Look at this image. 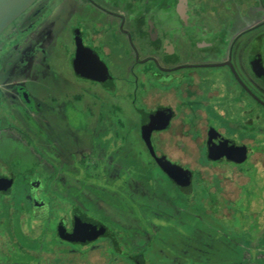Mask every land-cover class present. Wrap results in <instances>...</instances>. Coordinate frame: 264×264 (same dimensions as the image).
<instances>
[{
    "label": "rangeland",
    "instance_id": "obj_1",
    "mask_svg": "<svg viewBox=\"0 0 264 264\" xmlns=\"http://www.w3.org/2000/svg\"><path fill=\"white\" fill-rule=\"evenodd\" d=\"M98 1L118 10L125 0ZM212 2L175 0L159 12L150 3L151 13L143 16L146 21L141 26L147 31L152 22L160 34H169L171 39L178 20L194 18V27L209 33L218 25L204 16L219 13ZM104 18L108 17L81 0H67L61 5L40 0L0 36V175L17 179L13 192L1 199L0 264H12L8 259L14 252L19 264H41V257L25 255L23 245L38 253L51 245L48 248L54 251L58 244L49 234L55 231L58 219L71 218L74 206L112 231L125 252L147 250L148 264H264V134L249 135L255 143L249 160L241 164L209 161L205 149L195 148L190 138L184 139L188 141L185 147L175 148L170 135L165 134L164 150L194 171V193L187 198L155 166L140 142L138 130L130 129L137 125L135 107L148 109L145 101L150 94L159 103L166 99L163 94L172 95L173 90L179 94L184 82H158L152 77L153 64H128V54L132 53L116 41L118 37L100 38L98 45L93 42L92 36L108 35L107 28L112 29ZM36 21L39 26L31 29ZM76 26L101 54L104 46L112 43L110 57L102 55L117 78L116 94L79 80L73 72L72 28ZM25 29L22 39L34 29L38 32L28 46L22 47L27 46L26 50L14 54L13 49L23 42L8 40ZM133 40L142 57L152 50L150 41L142 44L136 36ZM142 74L148 76L135 84ZM226 76L225 81L217 79L201 85L200 99L206 100L202 111L211 124H218L221 117L227 123L242 121V108L236 100L240 90L228 73ZM124 89L129 93L126 97ZM212 90L218 95L205 98ZM111 109L119 113L114 116ZM128 132L131 135L126 145L122 138ZM221 133L236 142L245 136L231 127ZM180 145L184 146L182 142ZM253 155L262 158L255 160ZM102 160L108 169V179L103 183L99 169ZM82 166L94 182H81ZM151 168L155 170L148 175ZM43 173L55 176L50 184ZM39 179L44 184L38 192L39 201L48 207H38L31 196L29 185ZM9 237L19 238L23 244L19 251H14L15 244ZM57 247L67 253V260L57 257L54 264H80L84 257L91 264L102 259L112 263L121 256L104 240L76 249L70 245ZM103 247L109 248L108 252ZM93 250L96 253L90 256ZM78 251L81 258L76 261Z\"/></svg>",
    "mask_w": 264,
    "mask_h": 264
},
{
    "label": "flooded vegetation",
    "instance_id": "obj_2",
    "mask_svg": "<svg viewBox=\"0 0 264 264\" xmlns=\"http://www.w3.org/2000/svg\"><path fill=\"white\" fill-rule=\"evenodd\" d=\"M53 1V0H51ZM58 2V5H61L67 0H54ZM84 3L90 4L94 9L100 11L104 14L107 19H103L104 23L107 25H111V28H107L106 34H98L92 36V41L97 45L100 44V38L105 39L106 36H111L114 38L118 37L119 43L122 44L124 49H129L132 54L130 55V60H127L128 64H153L155 66V71L152 73V77L159 81H166L170 83L176 82H184V90L178 94V90H173L172 95L163 94V98L159 103L158 98L150 94L149 98L145 101L148 103V109L136 108L134 109V113L137 116L138 120L136 121L137 125L130 126L132 130H138V135L140 142L144 143L150 157L154 161V164H157L155 158L150 154L146 143L142 138V128H143V119L142 114L151 115L159 110L169 111L170 116L166 117V114H162L161 122H165L168 120L167 126L157 129L152 132L151 135V143L154 148L155 154L157 158H166L172 164L181 166L184 170H189L192 172L191 183L183 184L180 186V183L173 180L170 176H168L157 164V168L162 171V173L168 177L174 185L184 193L183 186L192 185L193 181V169L186 167L182 161L174 160L163 148L167 144V139H163L164 135H170L169 140L171 141V145L175 148L185 147L188 141L184 139H192L193 145L198 149H205L206 151V159L211 162H231L228 161L226 157H224L220 161H214L209 159L208 157V149L210 146H213L215 141L213 140L215 136H219L225 140H229L235 143L238 146L245 147L247 149V159L244 162H247L250 158L251 146L254 145L255 141L249 137L250 134H264V0H213V6H216L219 10V13L207 14L204 16L208 18L209 21H216L218 25L215 26L216 29L213 28L211 32H204L197 27H194L193 20L185 21L178 20L176 22L174 29L171 30L172 36L171 39L167 36L169 34H160L156 24L150 23L148 24V28L145 31L141 26L142 22H145L146 19L143 18L144 15L151 13V4L154 3L155 12H159L160 10H167L169 3L175 2V0H164L159 2V0H125L122 5H120V9L114 10L113 8L105 7L98 0H81ZM107 3H110L111 0H104ZM152 1V2H151ZM157 1V2H156ZM211 2V1H210ZM50 3V2H49ZM184 3H186L184 1ZM51 4V3H50ZM49 4V5H50ZM112 5V4H111ZM196 9H199V5H195ZM53 8H51V11ZM128 15V16H127ZM180 19V18H179ZM184 19V18H183ZM185 22L187 23L185 25ZM38 22L36 21L34 25L30 26L31 29L37 28ZM40 26H42L40 24ZM29 28V29H30ZM26 31H19L17 35L8 40L9 42L14 41V39H20L23 43L22 45L17 46L13 49V52L22 53L23 50H26L27 46L30 44L31 38H34V35L37 34L38 31L35 29L29 33L27 37L20 38L22 33ZM73 32V46L74 52L71 59V67L73 72L77 76V78L81 81H86L90 83H94L109 93L116 94L118 92L117 86V78L111 72V69L108 65L105 57H110V45L111 42H108L109 45H103V53L92 44L86 42V33L82 30L81 27L72 28ZM138 35V36H137ZM103 36V37H101ZM138 37V39L143 40L142 44L145 41H150L151 51H147L143 53L144 57L139 50V47L135 44L133 38ZM195 36H198V39ZM207 38H210L207 39ZM102 44H104V40H102ZM109 40H106V42ZM81 43V44H80ZM28 44V45H27ZM11 45V44H9ZM24 45L26 47L22 48ZM81 45L85 48L86 51L96 53L103 64H105L108 68L109 74L113 79V84L110 86H105L99 83L96 80H93L86 76L85 73L81 71L78 73L75 64H92L87 60H84L86 57L81 54L80 61L77 62V54H80L82 51ZM146 48L145 45H143ZM22 48V49H21ZM3 51V50H2ZM4 52V51H3ZM196 52V53H195ZM82 53V52H81ZM87 53V52H85ZM84 54V53H83ZM82 68H84L82 66ZM81 69V67H80ZM229 74L230 79L233 83H235L240 90L239 95L236 97V100L239 99V103L241 106V122H231L228 123L221 117L220 121L218 120V124H211L207 121V116L202 111L203 101L204 99H200L203 93L201 85L206 84L208 81H225ZM148 76V75H147ZM146 75L142 74L141 79H146ZM137 77L136 83L139 81H143ZM138 81V82H137ZM119 82V81H118ZM121 83V82H119ZM126 87V85H125ZM125 90V97L129 95L128 91ZM128 90V89H127ZM88 95V94H87ZM167 95V96H165ZM218 95L216 90H212L207 93V99H212V96ZM160 96V97H161ZM179 96V97H178ZM181 97V98H180ZM171 99V100H169ZM246 100L244 103L242 101ZM202 101V102H200ZM196 103H198L196 105ZM200 103V104H199ZM246 103V104H245ZM110 109V108H109ZM260 109V111H258ZM262 110V111H261ZM112 115H116L119 112L111 109ZM110 111V112H111ZM168 118V119H167ZM225 121V123H224ZM127 125V124H126ZM124 126L126 129L127 126ZM236 128L240 132L244 133L245 136L242 137L240 142H236L221 133V130L224 131L225 128ZM220 128L221 130L219 131ZM132 130V131H133ZM131 131V132H132ZM131 133H127L123 136V140L126 142V145L129 144L128 140H130ZM166 138V137H165ZM184 140V141H183ZM180 142L183 143L184 146L180 145ZM157 143V145H156ZM186 144V145H185ZM254 157L255 160L262 158V155L251 156ZM103 163V164H101ZM99 163L100 173L102 175V183L106 179H108V169H106L105 162ZM234 163V162H231ZM150 165V163H148ZM39 165V164H38ZM78 167H81V164L77 163ZM83 171H80L82 174L81 182L83 184L88 185L91 182L90 177L91 174L89 171L85 170L82 166ZM155 169H149L148 175L154 171ZM160 171V172H161ZM46 175V181L50 184L51 180L57 174V171L54 168V175ZM73 178L76 179V176L70 174ZM106 176V177H105ZM0 177H5L9 179H14V183L11 187V191L9 193H1L0 194V218L2 216V206L1 199L3 196L10 195L13 192V187L17 181L14 175L4 176L0 175ZM104 177V178H103ZM80 181L79 179H76ZM99 186V184H98ZM31 196L34 197V188L35 194L38 199V192L42 190L43 184L42 180H36L29 185ZM50 192H53L50 188V185L47 186ZM54 193V192H53ZM126 193V191H125ZM126 196V194H124ZM34 200V198H33ZM35 202V201H33ZM42 202V201H41ZM42 206H47L46 202L43 201ZM40 205V206H41ZM35 206V204H34ZM39 207V206H38ZM82 213L77 206L72 207V216L69 220L62 218L58 219L56 222V228L52 235V240L54 243L58 245H70L75 248V246H90V245H98L100 240L109 241L111 246L114 248L116 253L120 254V258L117 261H125L130 263V259L126 256L124 257V250L121 248V243L118 237L110 231L107 227H105L99 221H96L100 225L104 226L115 238L113 240L111 237L107 236H98L93 241L85 242L73 238L74 233V224H75V211ZM50 212V209L48 210ZM87 216L86 214L82 213ZM89 217V216H87ZM91 218V217H89ZM92 219V218H91ZM48 221V220H47ZM44 223V225L47 223ZM156 223V220L154 221ZM160 224V223H159ZM60 227H64L65 234L70 237V239H62L60 235H58V231ZM0 235H3V232L0 231ZM12 243L15 244L14 251H19V247L23 244L19 242L18 237H9ZM18 240V241H17ZM48 240V239H47ZM49 241V240H48ZM51 244V243H50ZM57 245V246H58ZM49 245L48 247H50ZM54 247V251H51V248L45 250L41 253H38L34 250H30L26 248L24 245L25 255L35 257H41V264H54V261L57 257H60L62 261L67 260V253L59 252L58 247ZM104 248V247H103ZM76 249V248H75ZM107 252L108 249L104 248ZM141 250V249H140ZM96 251V250H93ZM37 255L35 256V254ZM127 252V251H126ZM14 254L11 253V256L8 260L12 262V264H19L16 260ZM54 254V256H53ZM129 255L130 253L127 252ZM9 255V254H8ZM79 251L76 254V261L80 259ZM84 256V255H83ZM142 256L145 264V259L143 255H138L134 258V264H137L136 260ZM37 259V258H36ZM66 264V263H65ZM76 264H78L76 262ZM114 264V263H113ZM131 264V263H130Z\"/></svg>",
    "mask_w": 264,
    "mask_h": 264
},
{
    "label": "water",
    "instance_id": "obj_3",
    "mask_svg": "<svg viewBox=\"0 0 264 264\" xmlns=\"http://www.w3.org/2000/svg\"><path fill=\"white\" fill-rule=\"evenodd\" d=\"M40 0H0V36L12 26L21 16L28 12L37 2ZM81 44V43H80ZM82 53L77 54V62H81L80 58L84 55L89 62L92 64H75V68L78 73L86 74L87 77L98 81L99 83L110 86L113 84V79L109 74L108 68L102 63L99 56L92 51L88 52L81 45ZM87 52V53H85ZM84 53V54H83ZM82 66H86L82 68ZM81 67V69H80ZM162 114H166V117L170 116L169 111L159 110L151 115L142 114L143 128H142V138L147 145V148L155 158L158 166L173 180L180 183H191L192 172L189 170H184L181 166L172 164L166 158H157L154 148L151 143L152 132L161 129L168 124V120L164 123L161 122ZM168 119V118H167ZM215 141L213 146L208 149V157L214 161H220L224 157L228 161L234 162L236 164H241L247 159V149L242 146H238L235 143L225 140L219 136H215L213 139ZM225 152H224V151ZM223 151V152H222ZM14 183V179H9L5 177H0V194L9 193L11 187ZM34 188V201L37 206L43 204V202L38 201L36 197V192ZM75 224L73 238L79 239L85 242L93 241L98 236L111 237L113 240L115 238L113 235L102 225L94 221L93 219L75 211ZM137 264H144L142 256L136 260Z\"/></svg>",
    "mask_w": 264,
    "mask_h": 264
},
{
    "label": "trees",
    "instance_id": "obj_4",
    "mask_svg": "<svg viewBox=\"0 0 264 264\" xmlns=\"http://www.w3.org/2000/svg\"><path fill=\"white\" fill-rule=\"evenodd\" d=\"M156 166H157V164H155ZM193 176H194V173H193ZM193 179H194V177L192 178V181H193ZM39 180H41V179H39ZM180 183V182H179ZM183 184H185V183H180V186H182ZM43 186H44V184H43ZM194 184L192 183V185H187L186 187L185 186H183V189H185L184 190V195L185 196H187V198L188 197H191L192 195H193V193H194ZM65 229L66 228H64V227H60V229H59V231H58V235H60V237L62 238V239H70V237L69 236H67L66 234H65ZM146 251L147 250H141V251H139V252H137V253H132V254H127L125 251H124V257L126 256L127 258H125V259H130V263H132V264H134L135 262H134V258L136 257V256H138L139 254L140 255H143V257H144V259H145V256H146ZM90 253V256H93V255H95V253H96V251H90L89 252ZM115 253H116V251H115ZM92 254V255H91ZM81 258V257H80ZM82 264H91V262H90V260L89 259H86L85 257H84V259H82L81 261H80ZM80 263V264H81ZM113 263H116V264H130V263H128V262H125V261H118L117 262V260L116 261H114V262H109L108 260H101V261H99L98 262V264H113ZM145 264H148V261L145 259Z\"/></svg>",
    "mask_w": 264,
    "mask_h": 264
},
{
    "label": "bare ground",
    "instance_id": "obj_5",
    "mask_svg": "<svg viewBox=\"0 0 264 264\" xmlns=\"http://www.w3.org/2000/svg\"><path fill=\"white\" fill-rule=\"evenodd\" d=\"M83 67L85 68L86 66H83ZM223 151H224V150H223ZM223 151H222V152H223ZM224 152H225V151H224Z\"/></svg>",
    "mask_w": 264,
    "mask_h": 264
}]
</instances>
